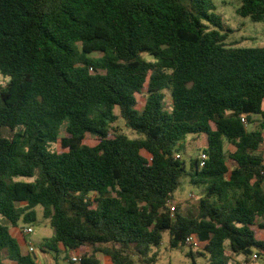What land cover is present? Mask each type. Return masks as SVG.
<instances>
[{
  "label": "trees",
  "instance_id": "16d2710c",
  "mask_svg": "<svg viewBox=\"0 0 264 264\" xmlns=\"http://www.w3.org/2000/svg\"><path fill=\"white\" fill-rule=\"evenodd\" d=\"M237 1L264 23V0ZM187 2L0 0V264H43L10 231L37 206L54 230L48 264L86 247L158 264L163 232L172 248L195 234L208 264L264 256V47L226 45L214 0ZM116 108L136 137L118 132ZM188 135L205 138L203 167L175 158ZM182 177L201 196L171 212Z\"/></svg>",
  "mask_w": 264,
  "mask_h": 264
},
{
  "label": "rangeland",
  "instance_id": "374dc122",
  "mask_svg": "<svg viewBox=\"0 0 264 264\" xmlns=\"http://www.w3.org/2000/svg\"><path fill=\"white\" fill-rule=\"evenodd\" d=\"M184 4L189 6L187 0H182ZM215 13L220 17L222 25L224 27V32L226 33V39L224 43L228 46L234 47H264V23L258 22L253 23L248 18L240 17L236 9L239 6L237 0H214ZM97 56V54H94ZM146 59H151L149 56L142 54ZM0 77V83L2 82ZM138 100V108L141 109L143 105L144 98L141 95H136ZM170 102V97L166 93V103ZM117 119L114 126L117 127L119 133H123L131 138L136 137V135L125 126L123 120L119 117L117 108L114 110ZM258 118V117H257ZM256 123L253 125H248V129H253ZM264 138V131H263ZM85 145L94 146L97 143V139L92 135H87L83 141ZM183 148L178 153L181 155V159L184 160L186 167L189 168V163L191 159L199 157L203 147L205 145L204 136L188 135L182 140ZM53 149L56 151H61L59 143L52 145ZM230 146L225 143V150L228 151ZM261 152L264 159V141L261 145ZM145 157H149L146 152H142ZM229 162V161H228ZM180 185L174 193V200L172 205H180L185 211L194 208L201 196L202 188L191 185L188 183V177H182L180 180ZM23 205V203H22ZM36 221L30 225H24L22 222L18 224L17 228L10 229L11 234L18 241L21 250L24 253L28 252V245L31 244L34 247L33 254L37 263L48 264L52 263V254H47L42 257L40 247L46 242L47 239L54 235V230L50 226L49 221L43 217V209L41 206L35 208ZM264 223V219L258 218L256 224ZM31 227L32 232L24 235V228ZM257 239H264L263 230L259 229L256 225L253 227ZM23 237V238H22ZM153 251L157 252V263L158 264H192V258L188 255L190 248L188 246H181L177 248H172L169 246V234L168 232L162 233V240L157 248ZM193 256L195 258L196 264H208L206 258H203L196 254L197 251L202 252V247L198 249H192ZM253 253L258 254L256 260L250 262L249 264H264V256L262 252L257 249L253 250ZM74 254L72 251H68L67 255L61 248L59 254V264H70L69 259ZM94 255L100 264H111L109 258L102 254L101 252L93 253L91 247H86L76 252L77 256H90ZM233 259L238 263L244 259L243 256H233ZM77 264V263H75Z\"/></svg>",
  "mask_w": 264,
  "mask_h": 264
},
{
  "label": "built area",
  "instance_id": "2783aa9c",
  "mask_svg": "<svg viewBox=\"0 0 264 264\" xmlns=\"http://www.w3.org/2000/svg\"><path fill=\"white\" fill-rule=\"evenodd\" d=\"M241 122L242 123L246 122L244 117H241ZM175 158H181V155L179 153H176ZM206 159H207V155L204 152H201L200 156L198 157L199 167L204 166ZM174 207H175L174 205H170V211L171 212H174ZM32 231H33L32 228L28 226V227L24 228V235L29 234ZM184 243L186 246H188L192 249H198V248L204 246V242H201L195 234H190V235L186 236ZM27 250H28V252L33 253L34 247L31 244H29ZM257 257H258L257 254L253 253L248 258H244L242 261H240L239 264H249L250 262L256 260ZM70 261L74 264L78 263L80 261V256L75 255V256L71 257Z\"/></svg>",
  "mask_w": 264,
  "mask_h": 264
},
{
  "label": "crops",
  "instance_id": "0c3cea01",
  "mask_svg": "<svg viewBox=\"0 0 264 264\" xmlns=\"http://www.w3.org/2000/svg\"><path fill=\"white\" fill-rule=\"evenodd\" d=\"M12 229V228H11ZM23 238V237H22ZM78 250H76V251H74V254L71 256V257H73V256H75L76 255V252H77ZM23 252V251H22ZM42 253V257L44 256V255H47V253H43V252H41ZM71 257H70V259H71ZM69 259V260H70ZM111 263V262H110Z\"/></svg>",
  "mask_w": 264,
  "mask_h": 264
}]
</instances>
